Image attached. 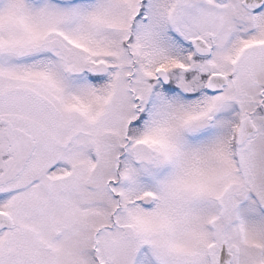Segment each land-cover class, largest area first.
Returning a JSON list of instances; mask_svg holds the SVG:
<instances>
[{
  "label": "snow or ice",
  "instance_id": "6c2138e0",
  "mask_svg": "<svg viewBox=\"0 0 264 264\" xmlns=\"http://www.w3.org/2000/svg\"><path fill=\"white\" fill-rule=\"evenodd\" d=\"M0 264H264V0H0Z\"/></svg>",
  "mask_w": 264,
  "mask_h": 264
}]
</instances>
